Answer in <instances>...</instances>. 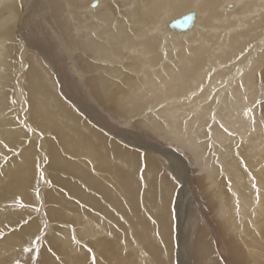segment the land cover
Masks as SVG:
<instances>
[{"label":"bare ground","instance_id":"obj_1","mask_svg":"<svg viewBox=\"0 0 264 264\" xmlns=\"http://www.w3.org/2000/svg\"><path fill=\"white\" fill-rule=\"evenodd\" d=\"M187 13L194 14L192 23L181 28L179 21ZM262 101L264 0H0V141L17 149L29 129H34L33 120L43 131L41 137L37 130L31 131L27 153L12 157L18 163L10 158L13 161L0 178V195L15 192L24 203L33 201L38 140L42 150L48 149L44 156L55 172L77 178L70 182L60 174L55 177L66 186L63 195L51 180H45L42 189L49 216L73 218L78 226L56 230L50 242L58 254L81 251L82 241L79 246L72 239L76 232L90 237L110 258L109 264L113 256L118 264H137L116 256L113 239H95L108 233L111 238L133 235L136 241L125 244L145 264L161 260L157 242L168 245V214H160L163 229L154 233L145 221L150 211L141 213L140 205L170 199L162 168L179 174L193 191L199 186L231 233L237 229L242 241L256 242L253 238H261L264 228ZM13 105L18 113L7 115ZM24 108H30L26 116L31 121L26 124L20 119ZM12 144L9 148L14 149ZM167 151L180 155L174 159L177 163L167 158ZM192 168L199 175L193 174L190 183ZM252 177L259 199L251 187ZM77 202L92 207L103 223L110 221L112 226L119 219L114 231L98 222L96 213L73 208H79ZM25 211L21 206L6 207L0 211V226H11ZM197 219L192 228H197L195 264H210L214 259L207 231L215 229L210 218L202 222L207 231ZM35 221L39 220L28 230L5 231L0 264H8L10 251L22 247L28 234L35 232ZM118 223L127 224L131 235ZM236 223L240 226L234 231ZM136 228L142 231L137 233ZM43 252L45 264H57L56 250ZM149 254L154 263L145 262Z\"/></svg>","mask_w":264,"mask_h":264},{"label":"rangeland","instance_id":"obj_2","mask_svg":"<svg viewBox=\"0 0 264 264\" xmlns=\"http://www.w3.org/2000/svg\"><path fill=\"white\" fill-rule=\"evenodd\" d=\"M16 69H18V66L16 67ZM9 109L10 110L7 111V115L13 116V115L18 113L16 111L18 108L16 106H14V105H13V110L11 108H9ZM29 109L30 108H28V110ZM28 110L26 108H24V111L22 110L20 112V114H21V116H20L21 122L23 120L22 124H26L28 119L30 120V117L26 116V113H27ZM13 111H15V112H13ZM30 112H32V111L30 110ZM23 115L26 116V117H23ZM25 118H26V120H25ZM84 118H86V116ZM15 119H16V117H15ZM31 124L34 127L33 130L34 131L37 130V132L40 134V137H41L42 134H43V131L41 130V128L39 127L37 122L35 120H33L31 122ZM29 126H28V129L30 128ZM35 126H37V127L35 128ZM258 128H260V127H258ZM25 129H27V126H26ZM127 130L129 131L128 128H127ZM29 132L30 133H28V135H24L23 140L19 142V146L16 147L17 149H15L14 144L7 143L8 145L10 144L9 146H11V144H12V147H14V149L12 148L13 150L11 151V154H12L11 157H10V152L8 151V149H4L3 150V153H4V151L7 150L4 153L5 155L2 152H0V178L2 177V174L5 172V168L7 169L6 164L9 163V160L13 159L12 157H16V155H21L23 153H27V152H24L28 148L26 145L29 143L28 142L29 139L32 140V136H31L32 133H31V131H29ZM120 136L121 137H126L127 139H131V137L129 135H127V134L126 135L120 134ZM27 137L29 138L28 140H27ZM33 140H35V139H33ZM233 141H235V138L233 139ZM130 142H132V141H129V140L126 141V143L128 145L131 144ZM158 143H160L161 145H165L166 146V142H164V141L162 142V141L159 140ZM34 146L37 148V151L36 150L35 151H36V153H38L39 169L44 171V174H45L44 180H39L37 178V181H36L37 182L36 186L39 187V189H40L39 198H37L35 196V190L36 189H34L32 191V193H33V197H32L33 201L26 200L27 202H30V203H24L23 202L24 201L23 198L21 197V195H19L20 193H18V197H17V194L15 192H11L14 195H12L11 193L8 192L9 196L8 195L7 196H3V194H1L0 195V200H1L0 203L3 202V201H5V202L1 203L4 206L0 207V211L5 210L6 207H8V208L19 207L20 204H17L16 200L14 198H20L21 200H23V201H21V203L25 204L24 209H27V211H25L24 214H22L20 219L18 220V221H21V224L23 223L22 218L23 219H27V220H32V221L38 219L39 222H43V223L45 222V224H46V222L50 223V224H46L45 231H46L47 239L42 241V244H41V246H42L41 250L42 251L40 250L41 254H39V258H38V264H39V262H40V264H45L43 249L46 250L47 252H52V250L53 251L56 250V252H53L54 254L58 252L57 249L51 248L52 246H51V242H50V239L54 236V234L56 233V230L58 228H63L65 226H67V225H72L73 228L76 227L75 229H78V226H77V224H76V222H75V220L73 218H71V219L67 218V219H64V220H58L54 216H49L51 214V212H47L48 211L47 210V206L49 207V205H47V203H45L46 199L43 196L45 194V192L42 193V189H44L43 187L46 185V183H44L45 180L47 181V183H49L48 181L51 180L53 182V184H54L53 187L55 188V190H57L58 193H60L62 195L64 194L63 191H65L63 189L65 185L63 186V185L59 184L58 182H56V180H55V177L56 176L58 177L61 174L59 172H55V170H53L50 167V164L47 161V157L44 156L45 151L46 150L48 151V149L46 147L45 148L43 147L44 149L42 150V146L39 147L38 140L36 141ZM141 150H144V149L142 148ZM163 152H164V150H163ZM166 156H167V158H170L172 161H174V163L175 162L177 163V161H175L174 159L178 160V157H180V155H177V154L173 155V154H171L168 151L166 152ZM174 156H176V157H174ZM10 158H12V159H10ZM35 158L37 159V156ZM50 158H51V156H50ZM16 161L17 160H14L13 163L16 162ZM17 163H18V161H17ZM3 166H4V168H3ZM142 167L146 168V164L142 165ZM163 170L165 171L166 177H167L166 178L164 176L166 178V185L171 190V194L169 196L170 199H168V201H164V204H163V200H162V202H160V200H156V201H153L154 203H151L150 206H149V204L146 205L147 202H145V201H144V203H146L145 204L146 206L142 207V205H140L141 206L140 208H142V209H140L141 213H142V211H146V210L150 211V215L151 216L147 215V218H146L145 221H146V223L148 222V224L150 225L152 230L154 229V233H158L161 229H163V224H161V222L159 221L160 214L163 213V212H166L168 214L167 215L168 218H169V226H168V229H169L168 230L169 240H168V245H167L168 247L164 243L161 244L160 242H157V247L159 245V247H158L159 249L158 250H160V255H161V256H159V258L161 260H159V261L155 260V264H158V262H160V261L163 262V263H160V264H195V259L194 258L196 257V251L194 249V246H195V243H196V241H195L196 238H194V237L196 235L197 228H195V229H192V228H193V222H195V219H197V218H198L197 219V224H198V226L201 229H203V226H202L203 220L204 219L207 220V218H210L211 222L209 224H211L213 229L216 230V231L214 230L213 233H211V232L209 233V231H207L206 229H203V230L207 231L208 234H209V238H208L209 241L208 242H209V244L211 246V249H212L211 257H212V259H214V261H212L210 264H217V262H215L216 259L219 262V264H261V262L264 263V256H262V255H264V228L261 229V231H262V234H260V235H262L261 238H255V237L253 238V239H256V242L255 241H250V242L249 241H242L239 237L236 236V234H239L237 229H236V231L234 229V227H238V226H240V224L236 223L235 226H233V228H232L236 232V234L231 233L230 230H228L224 226L223 219L221 221V217L217 216L215 208L213 209V207H210V205H208V203L205 200V193H203V191L201 190V188L199 186H197L195 184L197 188L195 187L196 190L193 191L192 189H190V186H189L188 182H185L186 180L185 179L183 180V178L180 177L179 174H176L173 170H168L166 168L165 169L162 168V171ZM196 171L194 172L193 168H192V170L190 169V175L193 176V174H194L195 177L197 175H199V174H197V173H199L198 170H196ZM165 173H164V175H165ZM58 174H60V175H58ZM61 176L64 177L65 180L68 179V181H70V182L72 180L75 182V180L77 179L76 177H73L71 179V178H69V176H66V175L65 176L61 175ZM194 176L191 177L190 183H192V180L195 179ZM178 178L180 179L179 181H178ZM182 186H184V187L182 188ZM0 190H1V188H0ZM10 194L12 196H10ZM197 196H199V197H197ZM74 199H76V198H74ZM76 200H78V199H76ZM196 200H198V201H196ZM4 203L7 204V206ZM76 205H78L79 208H77V206L73 207V208L77 209V211H79V210L80 211H85V212H87L89 214H91V213L95 214L96 213V212L93 211L92 207L91 208H87L86 206H83V205H81L79 203L76 204ZM106 205H105V207L107 208L106 210H108L110 206H109V204H107V202H106ZM71 206H73V205H71ZM37 209H38V211H37ZM69 211H71V210H69ZM100 212H102V211H100ZM42 214H44V215H42ZM40 215L42 216V218H41ZM95 216H96L95 219L98 222H99V220H102V223H103L104 219L102 218V216L99 215V213H96ZM204 217H206V218H204ZM75 218L76 219H80V216H76ZM160 218H161V216H160ZM95 219H92V220L97 222ZM117 221H119V219L115 220V221H112V224L115 225L117 223ZM15 222L16 221H14L13 224L10 223L11 226H9V229H11L13 226L16 228V231L14 233L20 231V225H16ZM108 224L110 225V226H108L109 227L108 230L114 231V227H113V225L111 226L110 221L104 222L103 226L104 225L107 226ZM132 224L135 225V223H133V222H132ZM31 225H32V223H31ZM121 225L123 226L125 231L128 233V235H131L128 232V229H127L128 227H126L127 224L118 223L119 227H121ZM51 228H52V230H50ZM137 228H136L137 233L142 231V229L139 230ZM151 228H150V230H151ZM26 229L28 230L29 227L24 228V230H26ZM47 229H49V230H47ZM7 232L14 234L13 232H11L9 230H7ZM72 235L73 236L76 235L78 237L79 246H80V241H82L81 242L82 246L86 245L88 248L92 249V255L95 256L97 264H99V262H100V264H109L108 261L110 260V258L108 259L102 254V251H100L97 248V246L93 243V240L90 237H85V238L83 236L79 237L76 234V232H74ZM116 235L119 236V235H121V233L120 232H116ZM135 235L136 234H134V238H137V237H135ZM77 237H76V240H77ZM102 237H104V238H102ZM81 238H82V240H81ZM125 238H127L126 241H125ZM125 238H122V237L111 238V236H108V233H104V234L100 233L99 235H97L95 237L96 240L99 239L97 241H100L102 239L101 240L102 242L105 241V240H107L108 242L109 241L111 242V240L113 239V241H112L113 244H111L112 247H113L114 244H115L114 246H118V247H116L117 249L115 248L116 251H118V254L116 255L117 257L123 258V257L126 256V260L128 258H129V260L133 259L137 264H141L142 261H140L139 258L136 256L135 250H133L132 248L127 247V245H126L128 240H129L130 243H134L136 241V240H133V235L132 236H127ZM2 239L3 238H1L0 241H2ZM89 239H90V241H89ZM248 243H249V245H248L249 248H246L245 244H248ZM234 245H235V247H234ZM23 246H25V244ZM82 246L79 249L81 251H78V250L74 251V252L68 251L67 254H65V253H61V254L59 253L58 254L57 253V256L59 257V259L56 258L57 257L56 255L53 256L55 263H57V264H92L90 254L87 252L86 248L82 247ZM14 249H12L10 251V253L7 255V256H9L8 264H11V263L13 264L14 260H16V259H20L22 261V264H23V261L27 259V254L21 253V251H20L21 246L17 247L15 250ZM164 249H167L169 252L166 253V250H164ZM250 251H251V253H254V254H252L253 256L256 255V258L252 259L253 258L252 255H251V257L248 256L249 255L248 252H250ZM261 251H262V253H260ZM144 253H147L146 250L144 251ZM129 255H131V257H129ZM134 256H136V257H134ZM113 257L114 258L111 259L113 261H110L111 262L110 264H116V263L118 264V262H117L118 260L116 259V257L115 256H113ZM162 257H165V258H162ZM105 259H107V260H105ZM97 260H99V262ZM150 260L153 262L154 261V257L152 256V258H151V255L149 254V256L146 257L145 262L150 261ZM256 260L258 262H256ZM242 261H244L245 263L242 262ZM142 263H144V262H142ZM32 264H36V261H33Z\"/></svg>","mask_w":264,"mask_h":264},{"label":"snow or ice","instance_id":"obj_3","mask_svg":"<svg viewBox=\"0 0 264 264\" xmlns=\"http://www.w3.org/2000/svg\"><path fill=\"white\" fill-rule=\"evenodd\" d=\"M239 87H243V84L241 83L239 85ZM201 91H203V89H201ZM16 101L12 100V104H15ZM261 103H264V101H262ZM251 111V109H248L244 112V115L247 116L249 114V112ZM211 119L213 121H215L216 116L213 113L211 116ZM252 124L255 125V120H252ZM220 128L223 129V131L228 132V129L224 127L223 124H220ZM209 130H211V125H209ZM254 130V128H253ZM29 131H33V129H29ZM0 146H2L4 149H8L9 152H11L13 149L9 148V145L7 143H5L4 141H0ZM36 170L38 173V179L39 180H44L45 178V174L44 171L39 169V165H36ZM252 184L251 187L253 190H255L257 192V199H259V188L257 186V183L255 182V177H252ZM35 196L37 198H39L40 196V189L39 187L35 186ZM16 200L17 204H20L21 207H25V204L21 203V199L20 198H14ZM38 211V209H37ZM23 223L21 224V221H16V225H20V231H23L24 228L29 227L31 225V223H33L34 221L32 220H27V219H23L22 218ZM37 224L36 227V231L33 233H29L28 234V238L25 240V246H22L20 251L23 254H27V259L23 261V264H32L33 261H36V264H38V258H39V254H40V250H41V243L43 240L47 239V235L45 232V227L46 224L43 222H39V221H35ZM9 230L11 232H15L16 228L13 227L11 229H9V225L5 224L3 226H0V238H3L5 235V231ZM73 241L77 244H79V241L76 240V237L73 236L72 237ZM83 247L86 248L87 252L90 254L91 256V262L92 264H97L96 262V258L94 255H92V249L88 248L86 245H83ZM57 259H59V257H57ZM13 264H22V261L20 259H16L14 260Z\"/></svg>","mask_w":264,"mask_h":264},{"label":"water","instance_id":"obj_4","mask_svg":"<svg viewBox=\"0 0 264 264\" xmlns=\"http://www.w3.org/2000/svg\"><path fill=\"white\" fill-rule=\"evenodd\" d=\"M194 14L193 13H187L179 21V26L181 28H187L192 23Z\"/></svg>","mask_w":264,"mask_h":264}]
</instances>
